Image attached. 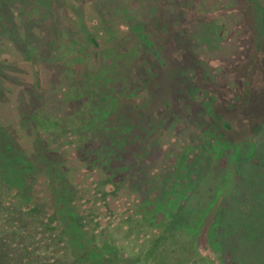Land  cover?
<instances>
[{
    "label": "rangeland",
    "instance_id": "obj_1",
    "mask_svg": "<svg viewBox=\"0 0 264 264\" xmlns=\"http://www.w3.org/2000/svg\"><path fill=\"white\" fill-rule=\"evenodd\" d=\"M206 1L264 54V0H0V229L48 204L84 264H264V59L214 67Z\"/></svg>",
    "mask_w": 264,
    "mask_h": 264
},
{
    "label": "trees",
    "instance_id": "obj_2",
    "mask_svg": "<svg viewBox=\"0 0 264 264\" xmlns=\"http://www.w3.org/2000/svg\"><path fill=\"white\" fill-rule=\"evenodd\" d=\"M63 192L64 198L67 197V203L64 204V213L68 215L67 225L70 226L71 218L74 228L80 235H84L87 226L84 218L88 214L80 213L78 205L74 203L77 200L75 195ZM47 206L48 204L34 205L23 212L27 213L22 219L23 228L9 229L12 232L0 229V264H84L83 258H76L71 251L72 238L68 236V230L66 229V235L60 229V226L65 225L64 220L55 209L53 212L52 207L48 209ZM166 239L164 232L156 238L149 236L145 242L149 245L143 247L146 256L152 258L165 245Z\"/></svg>",
    "mask_w": 264,
    "mask_h": 264
},
{
    "label": "flooded vegetation",
    "instance_id": "obj_3",
    "mask_svg": "<svg viewBox=\"0 0 264 264\" xmlns=\"http://www.w3.org/2000/svg\"><path fill=\"white\" fill-rule=\"evenodd\" d=\"M183 2H180V9L182 11V18H184L183 26L186 27L187 21L185 17H188L189 11L196 10L200 4L201 0H182ZM236 3H230L228 7H224L222 2H212L209 3L206 1V3H202L203 10L199 11L197 13V19L196 21L199 23V25H202V27L207 26L206 28H203L199 34H201L202 37H198L199 40L205 41L206 44L213 45L215 52L217 53L214 55V59H210L211 62H213V66H219L221 69V72H225L228 75L234 76L236 73L232 70H236V72L245 73L246 69L250 64H252L253 60L258 59H264L263 52H258L254 55L252 58L253 53L251 52V49L246 46V44L249 42V35H245V30L240 28V23L236 22L234 14H224V16H216V12L218 10V6L220 8L229 9L230 7H234ZM177 10V8H175ZM204 12H211V14L205 16ZM166 28H168V25L166 24ZM170 31V30H169ZM238 82L242 85L241 81L238 80ZM223 149V147H221ZM237 151L243 150V147L241 145L236 146ZM251 150H253L251 148ZM211 157V156H209ZM257 157V156H256ZM212 158V157H211ZM256 159L255 163H252L255 170L257 166L262 168L264 166V160L263 158ZM213 159V158H212ZM223 163H225L226 160H222ZM207 159L203 161V165L206 166ZM199 165V164H198ZM238 176L237 180L238 182ZM242 175H240L241 178V186H244V178ZM221 186H219L220 188ZM218 188V189H219ZM221 190V189H219ZM192 191L188 192V198L192 195ZM220 193V192H219ZM218 193V194H219ZM155 194V193H154ZM246 194V193H245ZM181 206H185V204H182ZM222 208V207H221ZM178 209V208H177ZM227 210L225 208L222 209V214L226 215ZM181 215L178 213V211L172 212V218L176 217L175 215ZM191 212L188 211V214H182V215H190ZM195 215H198V212L195 213ZM171 218V219H172ZM171 221V220H170Z\"/></svg>",
    "mask_w": 264,
    "mask_h": 264
}]
</instances>
